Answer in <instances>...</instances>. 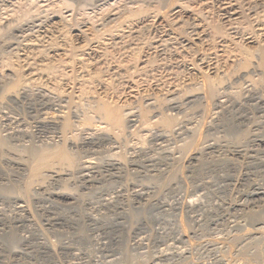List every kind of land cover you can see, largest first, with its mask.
<instances>
[{"label":"rangeland","instance_id":"rangeland-1","mask_svg":"<svg viewBox=\"0 0 264 264\" xmlns=\"http://www.w3.org/2000/svg\"><path fill=\"white\" fill-rule=\"evenodd\" d=\"M159 2L0 0V264L264 263V76L253 53L264 36L221 42L210 29L228 26L217 0H175L203 35L181 41L195 30L177 25L179 55L160 54L154 50L172 8ZM261 6L254 12L263 15ZM140 9L153 25L136 41L124 34L132 24L125 17ZM209 79L217 94L210 101ZM103 98L132 113L123 134L96 112ZM84 117L90 125L82 126ZM172 117L169 131L161 120ZM61 146L78 168L55 162L34 179L36 155Z\"/></svg>","mask_w":264,"mask_h":264},{"label":"bare ground","instance_id":"bare-ground-1","mask_svg":"<svg viewBox=\"0 0 264 264\" xmlns=\"http://www.w3.org/2000/svg\"><path fill=\"white\" fill-rule=\"evenodd\" d=\"M68 1V0H67ZM130 1V0H129ZM151 1V0H150ZM178 1V0H177ZM216 1V0H215ZM218 1V3H219V5L221 6V9H222V11L225 13V21H226V24H228V28L226 27V29H225V27L224 26H222V24L220 25V24H218L219 22L217 21V22H213L214 24L212 25V27L210 26V29L212 28V30L211 31H213V32H211V33H214L217 37L219 36V38H220V40L221 39H225V41L226 40H228L227 38H229V36H230V34L232 35V34H234V35H236V36H239V38H241V37H243V38H247V40H249L251 43H255V42H253V40L255 41V36L257 35V34H262L263 36H264V14L263 15H261V14H258L257 12H254V11H256V9H258V7L259 6H261V5H264V0H217ZM31 2V1H30ZM63 2V1H62ZM66 2V1H65ZM73 2V1H72ZM133 2V1H132ZM156 2V1H155ZM164 2H166V3H169V5H170V7L172 8L171 9V13L172 14H168V16L166 17V18H164L163 17V19H164V23H165V27L162 29V32H160V39H157V41H158V43H157V45H156V47H155V50L154 51H156V52H158V53H160V54H165L166 55V53H168L169 51H171V50H174L175 51V53L176 54H178L176 51H178V47H176L175 45H176V41H177V33H175V26H177V25H180V26H182V27H184L185 25H187V21H185V18H183V16H182V14H181V11H179L178 10V8H177V6L175 7L174 5H177L176 4V2H175V0H163V2H161V3H163V5L164 4H166V3H164ZM35 3V2H34ZM74 3V2H73ZM144 3V2H143ZM148 3V2H147ZM160 3V2H159ZM160 3V4H161ZM179 3V2H178ZM193 4V3H192ZM26 5V4H25ZM63 5V4H62ZM126 5V4H125ZM158 5V4H157ZM162 5V4H161ZM168 5V4H167ZM169 5H168V8H169ZM24 6V5H23ZM22 6V7H23ZM32 6V5H31ZM71 6V5H70ZM156 6V5H155ZM27 7V6H26ZM69 7V5L66 7V8H68ZM182 7H183V5H182ZM192 7H194V6H192ZM262 7V6H261ZM264 7V6H263ZM262 7V8H263ZM35 8V7H34ZM63 8V7H62ZM71 8V7H70ZM140 8H141V6H140ZM159 8V7H158ZM165 8V7H164ZM184 8V7H183ZM213 8V7H212ZM262 8H260L261 10H262ZM106 9V8H105ZM120 9V8H119ZM145 9V8H144ZM154 9V8H153ZM170 9V8H169ZM186 9V8H185ZM197 9V8H196ZM199 9V8H198ZM220 9V8H219ZM21 10V9H20ZM32 10V9H31ZM59 10V9H58ZM117 10V9H116ZM158 10H160V9H158ZM157 10V11H158ZM189 10V9H188ZM212 10V9H211ZM264 10V9H263ZM35 11H37L36 9H35ZM54 11V10H53ZM114 11V10H113ZM126 11V10H125ZM150 11V10H149ZM156 11V10H155ZM167 11V10H166ZM165 11V12H166ZM169 11V10H168ZM190 11V10H189ZM198 11V10H197ZM204 11V10H203ZM210 11V10H209ZM222 11H220V12H222ZM26 12H28V11H26ZM63 12V11H62ZM111 12V11H110ZM119 12V11H118ZM170 12V11H169ZM205 12H207V11H205ZM22 13V12H21ZM106 13V12H105ZM113 13V12H112ZM122 13V12H121ZM252 13H253V15L254 14H256L257 13V15H255V16H252ZM20 14V13H19ZM75 14V13H74ZM156 14H158V12L156 13ZM163 14H164V12H163ZM162 14V15H163ZM196 14V13H195ZM207 14H208V12H207ZM212 14H214V13H212ZM23 15V14H22ZM26 15H27V13H25L24 14V17H26ZM33 15V14H32ZM46 15H48V14H46ZM154 15V14H153ZM159 15V14H158ZM158 15L156 16V18L158 17ZM161 15V14H160ZM161 15V16H162ZM165 15V14H164ZM167 15V14H166ZM204 15V14H203ZM222 15V14H221ZM28 16V15H27ZM31 16V15H30ZM45 16V15H44ZM61 16V15H60ZM122 16V15H121ZM151 16V15H150ZM149 15H148V13L147 12H145L144 10H142V9H140L139 11L137 10V11H135V12H131V14L126 18L125 17V22H130V24L131 25H129V27L127 26V29H126V31L124 32V34H126V36L128 35L129 36V39L131 38V36H132V38L133 39H137V38H139L140 40H142L141 39V37L143 36V34H142V32H144V30H147L148 28H150L153 24V21L149 18L150 17ZM160 16V17H161ZM200 16V15H199ZM224 16V15H223ZM222 16V17H223ZM72 17V16H71ZM154 17V16H153ZM201 17V16H200ZM208 17V16H207ZM214 17V16H213ZM217 17H219V16H217ZM202 18V17H201ZM206 18V17H205ZM212 18V17H211ZM33 19V18H32ZM46 19V18H45ZM62 19V18H61ZM102 19V18H101ZM121 19V18H120ZM154 19V21H156L155 20V17L153 18ZM159 19V18H158ZM221 19V18H220ZM223 19V18H222ZM22 20H24V19H22ZM21 20V21H22ZM26 20V19H25ZM28 20H30V19H27L26 21H28ZM39 20V19H38ZM72 20V19H71ZM47 21V20H46ZM61 21V20H60ZM73 21V20H72ZM94 21V20H93ZM203 21V20H202ZM207 21V20H206ZM205 21V22H206ZM223 21V20H222ZM14 22V21H13ZM23 22V21H22ZM90 22V21H89ZM120 22V21H119ZM204 22V23H205ZM210 21H208V23H209ZM19 23H21V22H19ZM25 23V22H24ZM104 23V22H103ZM191 23V22H190ZM196 23V22H195ZM195 23H194V25H192L193 26V29L196 31H194V37H193V35H191L192 37H189L190 39H188L187 37H182L181 38V41L183 40V39H185L184 41H187L188 43H193L194 41H199V37L201 36V35H203V33L200 35L199 33H197V30H198V28H200L199 27V24H198V26H196L195 25ZM202 23V22H201ZM220 23H221V21H220ZM59 24V23H58ZM86 24V23H85ZM94 24V23H93ZM119 24V23H118ZM127 24V23H126ZM192 24V23H191ZM207 24V23H206ZM10 25V24H9ZM75 25H77L76 23H75ZM120 25V24H119ZM122 25V24H121ZM162 25V24H161ZM48 26V25H47ZM164 26V25H163ZM189 26H190V24H189ZM188 25H187V27L186 28H188L189 27ZM191 26V27H192ZM6 27V26H5ZM53 27H55V26H53ZM191 27H189V28H191ZM78 28V27H77ZM116 28V27H115ZM180 28V27H179ZM179 28H177V29H179ZM207 28H208V26H207ZM65 29V28H64ZM176 29V30H177ZM8 30V29H7ZM80 30V29H79ZM114 30V29H113ZM112 30V31H113ZM149 30H151V29H149ZM148 30V31H149ZM191 30H192V28H191ZM13 31V30H12ZM59 31V30H58ZM81 31V30H80ZM94 31V30H93ZM96 31V30H95ZM159 31V30H158ZM177 31H179V30H177ZM180 31H181V28H180ZM179 31V32H180ZM183 31H185V30H183ZM201 31V30H200ZM204 31V30H203ZM206 31V30H205ZM36 32V31H35ZM48 32V31H47ZM62 32V31H61ZM82 32H84V30H82L81 31V33ZM100 32V31H99ZM182 32V31H181ZM31 33V32H30ZM79 33V32H78ZM85 34H87L86 32H84ZM105 33V32H104ZM108 33H110V32H108ZM107 33V34H108ZM123 33V32H122ZM184 33V32H183ZM187 33V32H186ZM208 33V32H207ZM119 34V33H118ZM124 34L121 36H119L118 37V39L121 37H123L124 36ZM142 34V36L140 37V35ZM179 34V33H178ZM190 34V33H189ZM213 34V36H215ZM229 34V35H228ZM26 35V34H25ZM59 35V34H58ZM81 35H83L84 36V34L82 33ZM99 35V34H98ZM181 35V34H180ZM183 35V34H182ZM187 35V34H186ZM259 35V36H260ZM261 35V36H262ZM28 36V35H27ZM65 36V35H64ZM80 36V35H79ZM184 36V35H183ZM190 36V35H189ZM211 36V35H210ZM215 36V37H216ZM235 36V37H236ZM241 36V37H240ZM66 37V36H65ZM85 37V36H84ZM103 37V36H102ZM179 37V36H178ZM233 37V36H232ZM27 38V37H26ZM106 38V37H105ZM116 38V37H115ZM123 38H125V37H123ZM131 38V39H132ZM180 38V37H179ZM209 38V37H208ZM237 38V37H236ZM259 38H261V37H259ZM23 39V38H22ZM53 39V38H52ZM108 39V38H107ZM126 39H127V37H126ZM125 39V40H126ZM132 39V40H133ZM154 39V38H153ZM213 39V38H212ZM230 39V38H229ZM238 39V38H237ZM256 39H257V36H256ZM262 39V38H261ZM149 40V39H148ZM201 40V39H200ZM209 40V39H208ZM233 40V39H232ZM44 41V40H43ZM52 41V40H51ZM67 41V40H66ZM94 41V40H93ZM97 41V40H96ZM95 41V42H96ZM116 41H121V39L120 40H116ZM116 41H114L113 40V43H115ZM123 41V40H122ZM135 41V40H134ZM133 41V42H134ZM136 41H139L138 39L136 40ZM143 41V40H142ZM151 41V40H150ZM154 41H156V40H154ZM180 40L178 39V41H177V44H178V42H179ZM215 41V40H214ZM222 41H224V40H221V42ZM224 41V42H225ZM248 41V42H249ZM256 41H258L257 42V44H256V48H255V52H253V53H256V55H257V57H258V67L259 68H261V70H262V72H263V76H264V40L262 41V42H259V41H261V40H256ZM53 42V41H52ZM146 42V41H145ZM147 42H149V41H147ZM200 42V41H199ZM218 42V41H217ZM242 42V41H241ZM97 43V42H96ZM117 43H119V42H116V45H117ZM139 43V42H138ZM154 43V42H153ZM195 43V42H194ZM219 43V42H218ZM225 43H227V42H225ZM42 44H43V42H42ZM41 44V45H42ZM56 44V43H55ZM109 44V43H108ZM122 44V43H121ZM126 44V43H125ZM175 44V45H174ZM183 44V43H182ZM48 45V44H47ZM69 45V44H68ZM104 45V44H103ZM128 45V44H127ZM137 44H135V46H136ZM148 45V44H147ZM179 45V44H178ZM185 46H186V43L184 44ZM183 45V46H184ZM195 45V44H194ZM224 45V44H223ZM109 46H110V44H109ZM130 46V45H129ZM134 46V47H135ZM154 46V45H153ZM190 46V45H189ZM212 46V45H211ZM220 46H221V44H220ZM224 46H226V45H224ZM224 46H222L221 48L222 49H224L225 47ZM237 46H238V44H237ZM101 47V46H100ZM117 47H118V45H117ZM133 47V46H132ZM213 47V46H212ZM227 47V46H226ZM242 47V46H241ZM71 48V47H70ZM73 48V47H72ZM80 48V47H79ZM90 48V47H89ZM116 48V47H115ZM119 48V47H118ZM123 48V47H122ZM129 48H131V47H129ZM180 48V47H179ZM185 48V47H184ZM214 48V47H213ZM85 49V48H84ZM106 49V48H105ZM149 49V48H148ZM181 49H182V46H181ZM221 49V50H222ZM227 49V48H226ZM37 50H38V48H37ZM67 50H69V49H67ZM75 50V49H74ZM184 50V49H183ZM225 50V49H224ZM239 50V49H238ZM64 51V50H63ZM71 51V50H70ZM73 51V50H72ZM94 51H96V50H94ZM129 51H130V49H129ZM173 51V52H174ZM182 51V50H181ZM227 51V50H226ZM97 52V51H96ZM107 52V51H106ZM117 52V51H116ZM126 52V51H125ZM172 52V51H171ZM214 52V51H213ZM247 52V51H246ZM42 53H43V51H42ZM48 53V52H47ZM89 53H91V52H89ZM93 53V55H96V53L95 52H92ZM148 53V52H147ZM157 53V54H158ZM104 54V53H103ZM138 54V53H137ZM150 54V53H149ZM156 54V53H155ZM174 54V53H173ZM184 54V53H183ZM197 54V53H196ZM209 54H210V52H209ZM215 54H217L216 52H215ZM247 54V53H246ZM249 55H250V53H248ZM41 55V54H40ZM159 55V54H158ZM179 55V54H178ZM205 55V54H204ZM212 55V54H211ZM213 55H214V53H213ZM212 55V56H213ZM229 55V54H228ZM227 55V56H228ZM252 55V54H251ZM250 55V56H251ZM254 55V54H253ZM121 56V55H120ZM134 56V55H133ZM163 56V55H162ZM215 56V55H214ZM48 57V56H47ZM94 57V56H93ZM165 57V56H164ZM202 57V56H201ZM217 57V56H216ZM229 57V56H228ZM243 57V56H242ZM254 57V56H253ZM256 57V58H257ZM60 58V57H59ZM72 58V57H71ZM79 58V57H78ZM97 58V57H96ZM109 58V57H108ZM134 58V57H133ZM132 58V59H133ZM143 58V57H142ZM148 58V57H147ZM147 58L145 59H143L142 60V66L147 62V64L149 63L148 61H149V59L147 60ZM209 58H210V56H209ZM33 59H34V57H33ZM61 59V58H60ZM73 59V58H72ZM94 59V58H93ZM127 59H128V57H127ZM153 59V58H152ZM155 59V58H154ZM174 59V58H173ZM176 59V58H175ZM190 59V58H189ZM201 59L202 58H200V61H201ZM245 59V58H244ZM80 60V59H79ZM98 60V59H97ZM126 60V59H125ZM138 60V59H137ZM139 60H141V58L139 59ZM163 60V59H162ZM193 60V59H192ZM216 60H217V58H216ZM247 60V59H246ZM250 60H251V58H250ZM255 60V59H254ZM32 61H34V60H32ZM45 61V60H44ZM49 61V60H48ZM61 61V60H60ZM64 61V60H63ZM73 61V60H72ZM103 61V60H102ZM110 61V60H109ZM127 61V60H126ZM131 61V60H130ZM134 61V60H133ZM157 61V60H156ZM194 61V60H193ZM245 61V60H244ZM42 62V61H41ZM71 62V61H70ZM83 62V61H82ZM90 62V61H89ZM165 61H163V64H165L164 63ZM191 62V61H190ZM190 62H189V64H190ZM202 62V64H203V60L201 61ZM207 62V61H206ZM234 62V61H233ZM247 62V61H246ZM49 63V62H48ZM154 63V62H153ZM217 63V62H216ZM226 63V62H225ZM242 63V62H241ZM31 64V63H30ZM50 64V63H49ZM69 64V63H68ZM73 64V63H72ZM75 64V63H74ZM91 64V63H90ZM96 64V63H95ZM118 64V63H117ZM123 64V63H122ZM140 64V63H139ZM146 64V65H147ZM169 64V63H168ZM108 65V64H107ZM152 65V64H151ZM155 65V64H154ZM172 65V64H171ZM193 65V64H192ZM205 65H206V63H205ZM249 65H251V64H249ZM248 65V66H249ZM73 66V65H72ZM71 66V67H72ZM84 66V65H83ZM135 66V65H134ZM163 66H165V65H163ZM195 66V65H194ZM223 66V65H222ZM65 67V66H64ZM102 67V66H101ZM115 67V66H114ZM136 67V66H135ZM144 67V66H143ZM143 67L141 68V69H139L138 71H142L143 70ZM146 67V66H145ZM166 67V66H165ZM241 67V66H240ZM250 67V66H249ZM38 68H39V66H38ZM73 68V67H72ZM81 68V67H80ZM87 68V67H86ZM117 68V67H116ZM122 68V67H121ZM167 68V67H166ZM245 68V67H244ZM58 69V68H57ZM119 69V68H118ZM126 69V68H125ZM146 69V68H145ZM150 69V68H149ZM163 69H164V67H163ZM168 69H170V68H168ZM199 69V68H198ZM246 69V68H245ZM44 70L47 72V71H52L53 70V68H52V66H50V65H46L45 67H44ZM73 70V69H72ZM106 70V69H105ZM124 70V69H123ZM135 70V69H134ZM160 70V69H159ZM164 70H166V69H164ZM253 70V69H252ZM31 71V70H30ZM37 71V70H36ZM133 71V70H132ZM140 71V72H141ZM65 72H66V70H65ZM113 72V71H112ZM118 72V71H117ZM142 72H146V71H142ZM161 72V71H160ZM165 72V71H164ZM199 72V71H198ZM201 72V71H200ZM202 72H203V70H202ZM33 73V72H32ZM70 73V72H69ZM108 73V72H107ZM128 73V72H127ZM133 73V72H132ZM156 73V72H155ZM168 73H169V71H168ZM50 74V73H49ZM75 74V73H74ZM125 74V73H124ZM123 74V75H124ZM134 74V73H133ZM152 74V73H151ZM162 73H157L156 75H153V76H151L152 78V80H154V82L155 81H160L161 80V78H163L162 77V75H161ZM164 74V73H163ZM172 74V73H171ZM178 74V73H177ZM176 74V75H177ZM24 75H26V74H24ZM31 75V74H30ZM34 75V74H33ZM72 75V74H71ZM135 75H136V73H135ZM165 75V74H164ZM167 75V74H166ZM173 75V74H172ZM171 75V76H172ZM60 76H62V75H60ZM65 75H63L62 77H64ZM70 76V75H69ZM119 76V75H118ZM122 76V75H121ZM120 76V77H121ZM126 76V75H125ZM205 76V75H204ZM234 76V75H233ZM257 76V75H256ZM17 77V76H16ZM15 77V78H16ZM48 77V76H47ZM148 77V76H147ZM166 78H168V76H165ZM170 77V76H169ZM175 77V76H174ZM177 77V76H176ZM201 77H203V76H201ZM244 77V76H243ZM260 77V76H259ZM14 78V79H15ZM49 78V77H48ZM110 78V77H109ZM112 78V77H111ZM119 78V77H118ZM123 78V77H122ZM172 78V77H171ZM219 78V77H218ZM229 78V77H228ZM235 78V77H234ZM66 79V78H65ZM75 79V78H74ZM120 79V78H119ZM129 79V78H128ZM131 79V78H130ZM144 79V78H143ZM149 79V78H148ZM170 79V78H169ZM207 79V78H206ZM231 79V78H230ZM71 80V79H70ZM102 80V79H101ZM116 80V79H115ZM225 80V79H224ZM119 81V80H118ZM134 81V80H133ZM148 81V80H147ZM146 81V82H147ZM151 81V80H150ZM162 81V80H161ZM172 81V80H171ZM264 81V80H263ZM73 82V81H72ZM100 82V81H99ZM136 82V81H135ZM204 82H206V81H204ZM22 84V82H21V78L19 77V78H17V79H15V81L13 82V84L11 85V89L12 90H16L17 88H19L20 87V85ZM76 83V82H75ZM74 83V84H75ZM113 83V82H112ZM142 83V82H141ZM147 83H149V82H147ZM166 83V82H165ZM164 83V84H165ZM208 83V86H207V89L206 90H204V91H206V93H207V100H209L208 98H210V99H213L217 94H216V89H215V85H214V83L209 79V82H207ZM225 83H227V82H225ZM71 84V83H70ZM106 84V83H105ZM127 84H128V82H127ZM126 84V85H127ZM163 84V83H162ZM223 84V83H222ZM119 85V84H118ZM144 85V84H143ZM171 85V84H170ZM176 85V84H175ZM196 85V84H195ZM76 86V85H75ZM100 86V85H99ZM104 86V85H103ZM111 86H112V84H111ZM125 86V85H124ZM128 86V85H127ZM74 87V86H73ZM122 88V87H121ZM204 88V87H203ZM205 88H206V86H205ZM111 89V88H110ZM133 89V88H132ZM132 89H130V90H132ZM165 89V88H164ZM176 90V89H175ZM203 90V89H202ZM217 90H219V89H217ZM113 91V90H112ZM14 92V91H13ZM101 92V91H100ZM106 93V92H105ZM135 93V92H134ZM200 93V92H199ZM224 93V92H223ZM101 94V93H100ZM103 94V93H102ZM122 94V93H121ZM178 94V93H177ZM182 94H183V92H182ZM114 95V94H113ZM23 96V95H22ZM50 96V95H49ZM135 96V95H134ZM141 96H143V95H141ZM113 97V96H112ZM218 97V96H217ZM19 98V97H18ZM130 98V97H129ZM139 98V97H138ZM149 98H151V97H149ZM218 99V98H217ZM155 100V99H154ZM160 100V99H159ZM169 100V99H168ZM187 100H188V98H187ZM214 100H215V98H214ZM118 101V100H117ZM210 101V100H209ZM223 101V100H222ZM49 102V101H48ZM60 102V101H59ZM94 102V101H93ZM147 104V103H146ZM160 104V103H159ZM222 104V103H221ZM220 104V105H221ZM46 105V104H45ZM94 105V104H93ZM119 105V104H118ZM118 105H115V104H113L112 102H110V101H108L107 99H102L101 101H99L98 102V104H97V106H96V108H95V110H96V112L98 113V114H100L101 115V117L103 118V120L106 122V124L108 125V128L110 129V132H111V130L113 131V132H117L118 134H123V132H124V130L126 129V127L128 126V125H130V124H132L133 122H134V120L132 119L133 117H132V113L131 114H126V110L125 109H122L120 106H118ZM65 107V106H64ZM93 107V106H92ZM126 107V106H125ZM163 107V106H162ZM43 108V107H42ZM128 108V107H127ZM68 109V108H67ZM129 109H130V107H129ZM45 110V109H44ZM70 110V109H69ZM126 112H125V111ZM131 111V110H130ZM151 111V110H150ZM68 112H70V111H68ZM93 112V111H92ZM132 112V111H131ZM44 113V112H43ZM47 113V112H46ZM49 113V112H48ZM128 113V112H127ZM140 114V113H139ZM161 114V113H160ZM142 115V114H141ZM185 115V114H184ZM53 116V115H52ZM84 116V115H83ZM144 116L146 117V115L144 114ZM178 116V115H177ZM60 118V117H59ZM65 118V117H64ZM85 118V120L83 121L82 120V126L84 125V126H86V125H90L91 124V118H89V117H84ZM101 118V119H102ZM74 119V118H73ZM141 119V118H140ZM177 119V118H176ZM60 120V119H59ZM102 120V121H103ZM145 120V119H144ZM148 120V119H147ZM183 120V119H182ZM73 121V120H72ZM157 121V120H156ZM178 121V120H177ZM75 122V121H74ZM78 122V121H77ZM154 122V121H153ZM160 123V122H159ZM161 123H162V125L166 128V129H168L169 131H173L174 130V128H175V125H176V121L173 119V117L172 118H162V120H161ZM12 124V123H11ZM95 124V123H94ZM100 124V123H99ZM105 124V125H106ZM139 124V123H138ZM62 125H63V127L65 128V129H69L70 127H71V121L69 120V119H65L63 122H62ZM142 125V124H141ZM147 126V125H146ZM145 126V127H146ZM150 126V125H149ZM155 126H157V125H155ZM77 127V126H76ZM130 127V126H129ZM133 127V126H132ZM137 127H139V126H137ZM136 127V128H137ZM75 128V127H74ZM83 128V127H82ZM61 129V128H60ZM77 129H79V128H77ZM144 129V128H143ZM75 130V129H74ZM160 130V129H159ZM54 131V130H53ZM72 131V130H71ZM100 131V130H99ZM95 132V131H94ZM97 132V131H96ZM109 132V133H110ZM112 132V133H113ZM50 133V132H49ZM91 133V132H90ZM107 133V132H106ZM172 134V133H171ZM86 135V134H85ZM84 135V136H85ZM115 135V134H114ZM179 135H180V133H179ZM168 136V135H167ZM123 137V136H122ZM60 138V137H59ZM93 138V137H92ZM100 138V137H99ZM119 138H120V136H119ZM163 138V137H162ZM76 140V139H75ZM116 140L117 139H115V142H116ZM120 140V139H119ZM72 143V142H71ZM75 143V142H74ZM195 143V142H194ZM4 144H6V143H4V140H1L0 139V145H4ZM193 145V144H192ZM219 145V144H218ZM162 146V145H161ZM194 146V145H193ZM59 147V146H58ZM164 147V146H163ZM6 148V147H5ZM4 149V148H3ZM119 149V148H118ZM1 150V149H0ZM2 151V150H1ZM41 152V151H40ZM187 152V151H186ZM39 153V152H38ZM190 153V152H189ZM194 154V153H193ZM1 155V154H0ZM120 155V154H119ZM37 156V158L35 157V159H37V161H36V163L35 164H31V166L32 165H35V166H33V168H31L32 170L30 171L31 173V175H32V177L35 179V178H38L42 173H44V170L45 169H47V168H49V167H51L52 166V164L53 163H57V162H59V163H69L70 165H76L77 166V168H78V165L76 164V161H75V158H73V156L70 154V153H68L67 151H66V149H65V147H62L61 146V148H57V149H55V150H45V151H43V152H41V153H39V154H37L36 155ZM78 156V155H77ZM184 157V156H183ZM115 158V157H114ZM169 158V157H168ZM34 159V160H35ZM78 159V158H77ZM80 159V158H79ZM184 159V158H183ZM31 160V159H30ZM33 160V161H34ZM91 160V159H90ZM172 160V159H171ZM94 161V160H93ZM115 161V160H114ZM119 161V160H118ZM81 162V161H80ZM25 163H26V161H25ZM34 163V162H33ZM78 163V162H77ZM90 163H91V161H90ZM97 163V162H96ZM78 164H80V163H78ZM86 164V163H85ZM92 164H94V163H92ZM99 164V163H98ZM66 165H68V164H66ZM103 165V164H102ZM56 166V165H55ZM58 166V165H57ZM56 166V167H57ZM76 166H74L75 168H76ZM83 166V165H82ZM27 167V166H26ZM70 167H72V166H70ZM90 167V166H89ZM89 167H87V165L86 166H84V171L85 170H87ZM94 167V166H93ZM98 167V166H97ZM181 167V166H180ZM82 168V167H81ZM173 168V167H172ZM55 169V168H54ZM91 169V168H90ZM48 170V169H47ZM82 170V169H81ZM83 171V170H82ZM81 171V172H82ZM60 173V172H59ZM170 173V172H169ZM61 174V173H60ZM84 174V173H83ZM89 176V175H88ZM161 177V176H160ZM175 178V177H174ZM31 179L32 178H30L29 180L31 181ZM47 179V178H46ZM48 179H49V177H48ZM34 181V180H33ZM168 181H170V180H168ZM172 181V180H171ZM31 184V183H30ZM25 188H27V187H25ZM21 189V188H20ZM22 190V189H21ZM28 190V189H27ZM26 190V191H27ZM25 191V190H24ZM6 192V191H5ZM137 192V191H136ZM28 193V195H29V192H27ZM143 193V192H142ZM144 194H146L145 192H144ZM27 197V196H26ZM7 198V197H6ZM145 198V197H144ZM147 199V198H146ZM29 200V199H28ZM27 200V201H28ZM31 201V200H30ZM20 208V207H19ZM31 215V214H30ZM252 215V214H251ZM33 216V215H32ZM249 217V216H248ZM252 218V217H251ZM255 218H257V217H253L252 218V220H254ZM251 220V219H250ZM257 220V219H256ZM263 220V219H262ZM264 221V220H263ZM256 222H258V221H256ZM263 225H264V223H263ZM254 227V226H253ZM256 227V226H255ZM241 230V229H240ZM249 230V229H248ZM255 230V229H254ZM251 231V230H250ZM246 233V232H245ZM252 233H254V232H252ZM258 234V233H257ZM259 235V234H258ZM260 235H261V233H260ZM264 235V234H263ZM246 236H248V235H246ZM240 237V236H239ZM249 237V236H248ZM264 237V236H263ZM246 238V237H245ZM229 239V238H228ZM240 239V238H239ZM251 239H253V238H251ZM255 240V239H254ZM233 241V240H232ZM235 242V241H234ZM245 243V242H244ZM246 244V243H245ZM260 244V243H259ZM231 245V244H230ZM229 245V246H230ZM233 247V246H232ZM230 248V247H229ZM228 248V249H229ZM257 248H259V247H257ZM257 248H255L256 249V253H259L257 250H260V249H257ZM238 251V250H237ZM253 251V250H252ZM261 251V250H260ZM19 253V252H18ZM228 253V252H227ZM254 253H255V251H254ZM255 253V254H256ZM263 254H264V252H263ZM261 255V252H260V254H259V256ZM258 256V255H257ZM257 256H255V257H257ZM264 256V255H263ZM262 256V257H263ZM257 260H258V258H257ZM261 260H264L263 258H261ZM260 261V260H259ZM245 262V261H244ZM250 262H251V260H250ZM257 262V261H256ZM262 262H264V261H262ZM260 263V262H259ZM251 264V263H250ZM262 264V263H261ZM264 264V263H263Z\"/></svg>","mask_w":264,"mask_h":264}]
</instances>
